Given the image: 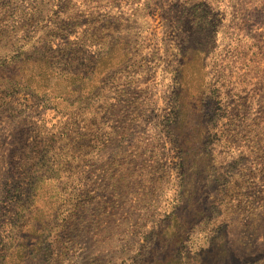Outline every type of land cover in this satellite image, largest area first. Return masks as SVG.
<instances>
[{"label":"rangeland","instance_id":"obj_1","mask_svg":"<svg viewBox=\"0 0 264 264\" xmlns=\"http://www.w3.org/2000/svg\"><path fill=\"white\" fill-rule=\"evenodd\" d=\"M262 133L264 0H0V264H264Z\"/></svg>","mask_w":264,"mask_h":264},{"label":"trees","instance_id":"obj_2","mask_svg":"<svg viewBox=\"0 0 264 264\" xmlns=\"http://www.w3.org/2000/svg\"><path fill=\"white\" fill-rule=\"evenodd\" d=\"M259 138H260V137H259ZM262 138H263V139H262ZM260 139L263 140V141H261V143L264 144V133L261 134V138H260Z\"/></svg>","mask_w":264,"mask_h":264}]
</instances>
